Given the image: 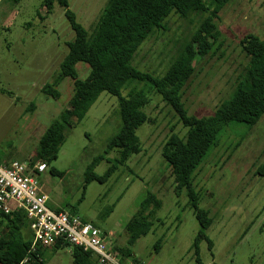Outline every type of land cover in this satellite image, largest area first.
Listing matches in <instances>:
<instances>
[{
    "label": "rangeland",
    "instance_id": "1",
    "mask_svg": "<svg viewBox=\"0 0 264 264\" xmlns=\"http://www.w3.org/2000/svg\"><path fill=\"white\" fill-rule=\"evenodd\" d=\"M107 0H68L76 19L90 31ZM217 14L221 46L196 58L194 73L182 88L181 99L189 114L210 115L220 101L228 99L248 57L241 41L255 34L264 37V0H204ZM205 14L186 17L172 11L139 45L131 64L141 71L162 75L181 44L189 38ZM74 37L64 8L54 3L47 11L44 0H0V146L17 155L37 144V135L68 107L72 80L63 78L56 86L59 97L45 95L41 88L59 72ZM85 78L86 63L75 65ZM132 86L121 88L126 96ZM149 121L136 130L141 149L131 155L104 182L85 183L84 171L91 159L103 154L108 139L121 126L117 98L103 91L79 121L65 131L56 159L36 175L48 194V207L76 213L105 231L110 248L127 247L136 264H264V176L255 174L264 163V115L253 124L229 122L195 170L193 185L200 194L199 206L212 219L205 238L193 245L199 229L186 191L176 194L170 167L161 148L173 132L186 131L177 115L156 93L144 107ZM29 130L31 132L29 134ZM31 135V136H30ZM117 151L105 155L94 171L101 175L114 162ZM31 158V157H30ZM29 158V159H30ZM109 159V161H107ZM61 174H53L51 169ZM147 190L160 200L151 230L128 244L127 221L139 207ZM162 237L159 248L155 242ZM45 264H73L67 247L47 249ZM132 261V257L126 258ZM100 264V263H96Z\"/></svg>",
    "mask_w": 264,
    "mask_h": 264
},
{
    "label": "trees",
    "instance_id": "2",
    "mask_svg": "<svg viewBox=\"0 0 264 264\" xmlns=\"http://www.w3.org/2000/svg\"><path fill=\"white\" fill-rule=\"evenodd\" d=\"M17 2L18 0H14ZM57 3L64 8V15L69 23L74 37L67 42V52L63 56L59 72L51 83L42 86L41 91L53 98L59 97V91L54 87L63 78L72 80V96L68 107H65L58 118L53 120L44 130L38 140L35 153L29 159L31 163L43 161L49 164L56 159L62 144L65 131L73 121L81 120L89 107L106 91L117 98L120 129L107 141L103 154L94 156L84 171V181L96 180L104 182L115 171L118 164L140 151V139L136 130L149 118L144 110L149 94L156 93L161 100L171 107L178 121L186 128L182 136L170 129V134L161 148V156L171 169L174 190L179 194L186 191L188 204L193 208L199 222V229L193 245L198 253L197 243L205 238L211 248V240L205 231L212 219L207 209L200 207V194L193 185L195 170L205 159L208 151L217 146L218 138L223 128L231 121L255 124L264 115V37L255 34L241 41V49L247 55L248 62L238 76L228 99L220 101L210 115L196 116L189 114L181 99L182 88L194 73L196 58L208 54L213 46H221L219 30L214 10L206 7L204 0H107L94 27L88 31L77 21L75 13L69 9L68 0H44L49 11ZM172 11L182 17L192 13H203V18L179 47L176 55L162 75H153L141 71L131 64L133 54L148 35L157 28H162V22ZM86 63L89 67L85 78H79L75 65ZM142 83V86H132L126 96L121 88L128 82ZM117 151L114 162L98 175L94 168L112 150ZM109 161V159H107ZM53 174H61L52 168ZM255 174L264 176V163L256 167ZM161 207V200L150 190L145 192L139 207L125 224L129 234L128 244L133 243L141 235L151 230L156 211ZM60 209V208H58ZM0 264H18L28 255V264H45L39 258L38 248L28 251L31 235L24 236L23 229L29 222L22 210L3 213L0 211ZM162 237L155 242L159 248ZM55 247H70L73 264H96V257L81 247L60 243ZM121 260L132 257L129 249L117 248ZM199 264V258L197 256Z\"/></svg>",
    "mask_w": 264,
    "mask_h": 264
},
{
    "label": "built area",
    "instance_id": "3",
    "mask_svg": "<svg viewBox=\"0 0 264 264\" xmlns=\"http://www.w3.org/2000/svg\"><path fill=\"white\" fill-rule=\"evenodd\" d=\"M47 165L30 160L0 162V211L22 210L31 231L30 251L60 243L81 247L91 252L100 264H136L121 260L120 252L110 248L112 240L105 231L76 213L48 207V194L41 190L36 175ZM26 255L18 264H28Z\"/></svg>",
    "mask_w": 264,
    "mask_h": 264
},
{
    "label": "crops",
    "instance_id": "4",
    "mask_svg": "<svg viewBox=\"0 0 264 264\" xmlns=\"http://www.w3.org/2000/svg\"><path fill=\"white\" fill-rule=\"evenodd\" d=\"M45 130V129H44ZM29 134L32 133L31 130L28 131ZM44 132V131H43ZM42 132V133H43ZM42 133H40L39 135H37V144L29 149L28 151H26L25 149L23 151H19V153L17 155H12V153L10 152L9 149H5L2 148L0 146V162L2 163H9L12 160H19V161H25V160H29V158L35 153V151L37 150V146H38V140L40 138V136L42 135ZM33 134V133H32ZM31 136V135H30ZM49 200V198H48ZM59 207H57L58 209ZM3 225L0 224V227H2ZM23 234L24 236H29L31 235V231L29 229V226L27 225L24 229H23ZM53 248H58L55 246L52 247H46V248H38V255L39 258H41L40 256H42V254L47 250V249H53ZM68 251H70V247H67Z\"/></svg>",
    "mask_w": 264,
    "mask_h": 264
}]
</instances>
